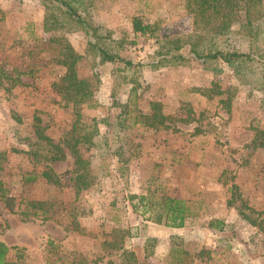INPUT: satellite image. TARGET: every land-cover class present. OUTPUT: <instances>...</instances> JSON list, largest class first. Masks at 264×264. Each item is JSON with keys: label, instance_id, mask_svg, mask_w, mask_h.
Listing matches in <instances>:
<instances>
[{"label": "rangeland", "instance_id": "1", "mask_svg": "<svg viewBox=\"0 0 264 264\" xmlns=\"http://www.w3.org/2000/svg\"><path fill=\"white\" fill-rule=\"evenodd\" d=\"M86 1L83 28L45 0H0V239L11 246L12 259L175 264L176 245L182 264H264V231L240 213L242 201L264 209V145L253 146L257 131L264 132V88L242 82L222 60L193 56L158 64L155 37L136 32L133 19L155 23L161 35L185 36L196 25L188 0ZM59 37L83 55L77 71L95 85L92 104L80 105L82 120L99 127L94 144L80 145L94 180L79 194L64 141L75 114L54 86L66 71L56 58ZM99 38L135 63L120 71L125 62H102L89 44ZM228 40L231 49L240 48L238 35ZM129 98V114H151L158 102L169 126L133 117L120 125V105ZM36 116L48 135L62 141L66 159L35 158L27 137ZM120 144L127 162L115 154ZM48 165L59 174L57 182L43 176ZM33 174L37 178L29 180ZM233 184L239 193L231 205ZM141 194L153 200L155 211L163 197L175 196L194 201L199 214L184 227L167 226L144 210ZM35 200L44 206L31 204ZM214 217L225 220L223 229L208 224Z\"/></svg>", "mask_w": 264, "mask_h": 264}, {"label": "trees", "instance_id": "2", "mask_svg": "<svg viewBox=\"0 0 264 264\" xmlns=\"http://www.w3.org/2000/svg\"><path fill=\"white\" fill-rule=\"evenodd\" d=\"M52 3L53 6L60 8L69 20L86 28V18L83 14L86 8V0H45ZM188 10L194 16L195 28L185 36L182 35H161L156 33L158 25L150 21H145L141 16H135L133 19L134 30L143 35L155 37L157 48L156 56L159 57V63H176L189 59V57H197L204 61L226 62L231 69L239 76L242 82L249 83L255 88H264V1L263 0H188ZM5 12L0 8V19H3ZM52 21L59 26V18L56 13L51 14ZM48 20V19H47ZM47 24V23H46ZM47 26V25H46ZM94 33L97 28L94 27ZM238 35L240 38V48L233 50L230 48L228 36ZM100 38L97 41H89L102 62L123 61L125 66L123 69H129L133 63L132 60H126L118 52L111 51L108 47L102 45ZM57 43V62L66 67L65 73L58 81L54 82L57 91L62 95L66 105H71L74 111V121L71 129L64 139L74 158V168L72 169L73 184L77 194L88 189L93 185L94 175L92 173L91 162L85 157L80 150V145H92L95 137L99 132V127L94 123H87L82 120V112L80 105L87 103L92 104L95 85L84 77H81L77 71V63L83 57L72 43L65 37L55 39ZM150 63V62H149ZM152 63V62H151ZM138 65L144 63L137 62ZM154 64V62L152 63ZM157 64V65H158ZM20 78L18 77L17 82ZM137 86L134 84L133 91ZM94 104V103H93ZM130 98L120 105V125H124L127 119L134 118L136 122H143L153 127H168L166 123L167 115L160 110L158 102L153 104V112L144 114L139 109V114L130 113ZM135 104V103H134ZM129 106V107H128ZM33 135L28 136L30 147L34 148L35 158L42 159L43 156L48 162L63 160L67 158V153L62 141H55L45 132V127L41 124L39 116L35 117ZM253 146L264 145V132L258 130L254 139ZM42 149L44 153L39 152ZM2 154V155H1ZM4 158V154L1 153ZM115 154L123 160V145L120 144L115 148ZM126 162L128 158H125ZM124 161V160H123ZM43 176L49 180L57 182L60 179L59 174L48 165L42 172ZM36 179L37 175L27 177ZM233 193L228 199V204L235 203V196L239 190L236 184L230 188ZM144 210L152 212L154 221L162 222L170 227H184L189 220L199 214V209L195 207L194 201L187 198H179L175 196H165L159 204L160 208L155 211L153 200L147 194L138 195ZM30 203V202H29ZM31 204L44 206L43 201H31ZM249 208L246 211L244 208ZM43 208V207H42ZM46 213V209L43 211ZM241 215L251 224L257 225L264 231V209L257 210L250 207L246 201H242L240 206ZM45 216V215H44ZM211 227L223 229L225 220L221 218H212L209 223ZM124 231H128L127 229ZM17 248V247H14ZM127 257H131L129 251L122 246ZM11 246L3 239H0V264H18L21 256L17 254V260H9L8 254ZM173 263L182 264L186 262L182 256L183 250L173 246ZM126 264H132L129 258Z\"/></svg>", "mask_w": 264, "mask_h": 264}, {"label": "crops", "instance_id": "3", "mask_svg": "<svg viewBox=\"0 0 264 264\" xmlns=\"http://www.w3.org/2000/svg\"><path fill=\"white\" fill-rule=\"evenodd\" d=\"M11 254H12V253H11V250H10V251H9V254H8V257H9V260L12 261L13 259H12V255H11Z\"/></svg>", "mask_w": 264, "mask_h": 264}]
</instances>
